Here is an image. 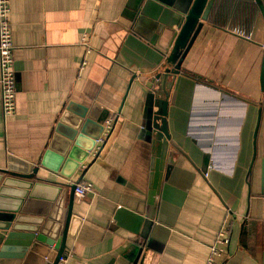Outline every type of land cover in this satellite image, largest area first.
<instances>
[{"label": "crops", "instance_id": "crops-1", "mask_svg": "<svg viewBox=\"0 0 264 264\" xmlns=\"http://www.w3.org/2000/svg\"><path fill=\"white\" fill-rule=\"evenodd\" d=\"M166 2L11 1L18 94L16 112L5 120L0 87V169L11 157L40 166L39 176L58 183L66 207L69 183L93 186L95 194L75 197L73 213L81 221L67 242L70 264H206L224 225L231 240L220 264H264V20L247 7L252 0L225 1L214 13L224 26L203 25L171 93V138L199 167L210 153L219 174L209 169L203 176L168 148L148 219L158 157L153 128L146 126L147 100L154 76L164 70L170 36L157 26L167 23ZM80 108L88 109L86 119L99 135L115 117V133L86 172L79 168L68 179L58 160L64 139L58 130ZM154 110L153 127H161V108ZM5 236L0 233V251ZM0 264L22 261L9 256Z\"/></svg>", "mask_w": 264, "mask_h": 264}, {"label": "water", "instance_id": "water-1", "mask_svg": "<svg viewBox=\"0 0 264 264\" xmlns=\"http://www.w3.org/2000/svg\"><path fill=\"white\" fill-rule=\"evenodd\" d=\"M166 1L165 4L168 7L163 10L164 14L169 15L166 18L167 23L165 19L159 20L157 29L168 33L170 39L164 47L166 55L163 63L164 70L154 76L147 100L148 123L146 126L149 131L153 128L151 134L156 139V156L158 157L153 165L149 220L153 218L150 213L157 204V197L161 190L163 165H165L163 159L166 157L168 148L174 147L180 151L203 176L209 177V169L219 174L215 171L218 166L208 152H204L201 167L196 165L192 158L171 138L168 125L171 93L178 77L182 74L185 58L203 25L209 21L216 0H189L180 6L172 4L169 0ZM254 1L264 20V0ZM174 8L177 11L173 10ZM154 38L151 40L152 43H154ZM261 87L264 90V61ZM155 105L161 108V116L164 117L161 127H153V117L155 118L157 114L154 110ZM80 110L77 112L78 117L70 126L58 130L64 135L62 149H59L61 156L58 160L64 163L63 176L68 179L72 178L80 165L89 158L96 140L104 131L103 125L99 127L101 134L96 133V128L92 127L91 121L86 119L88 109L80 108ZM241 127L240 123L237 130L239 141ZM259 127L260 119L254 133V158L257 151ZM86 135H91L94 140L88 141ZM39 172L40 166L16 157L9 158L6 168L0 169V233L6 235L1 247L0 258L12 256L21 260L22 264H58L60 257L68 248V239L76 235L78 226L75 227V223L80 222L81 219L75 217L73 213L75 186H69L70 197L66 207L65 194L60 190L58 183L41 178Z\"/></svg>", "mask_w": 264, "mask_h": 264}, {"label": "built area", "instance_id": "built-area-1", "mask_svg": "<svg viewBox=\"0 0 264 264\" xmlns=\"http://www.w3.org/2000/svg\"><path fill=\"white\" fill-rule=\"evenodd\" d=\"M11 1L0 0V87H1V108L4 119L13 116L17 108V84L14 70V42L11 31ZM83 43L88 47V41L83 39ZM115 117H109L104 124V131L96 140L95 148L90 153L89 160L80 165L82 172H86L91 164L95 162L103 153L109 138L115 133ZM75 186V197L78 201L83 200L87 195L95 194V190L90 183L71 182L69 186ZM230 228L226 225L220 230L216 241L209 246V256L206 264H220L225 258L230 245ZM73 254L67 248L60 257L58 264H70Z\"/></svg>", "mask_w": 264, "mask_h": 264}, {"label": "trees", "instance_id": "trees-1", "mask_svg": "<svg viewBox=\"0 0 264 264\" xmlns=\"http://www.w3.org/2000/svg\"><path fill=\"white\" fill-rule=\"evenodd\" d=\"M225 1H227V0H216L215 1V3H214V6H213V9H212V12H211V14H210V16H209V21L211 22V23H214V24H218V25H221V26H224L223 24H222V22H217V19L215 18V16H214V13L217 11V10H220V8L219 7H223V8H226L227 6L224 4V2ZM252 1H254V0H252ZM255 2V1H254ZM249 9H255L256 10V12H257V10H259V8H258V6H257V4L255 3V4H253V3H249L248 4V6H247ZM219 8V9H218ZM260 11V10H259ZM189 76H191V78L190 79H192V75H190V74H188ZM189 78V77H188ZM194 78V77H193Z\"/></svg>", "mask_w": 264, "mask_h": 264}, {"label": "rangeland", "instance_id": "rangeland-1", "mask_svg": "<svg viewBox=\"0 0 264 264\" xmlns=\"http://www.w3.org/2000/svg\"><path fill=\"white\" fill-rule=\"evenodd\" d=\"M237 109H239V108L236 107V108L233 109V111H235V110H237ZM195 115H196V112H195ZM230 121H231V119H230ZM194 128H196V127H194ZM217 129H218V126H217Z\"/></svg>", "mask_w": 264, "mask_h": 264}]
</instances>
